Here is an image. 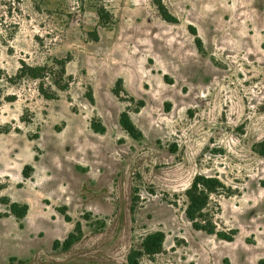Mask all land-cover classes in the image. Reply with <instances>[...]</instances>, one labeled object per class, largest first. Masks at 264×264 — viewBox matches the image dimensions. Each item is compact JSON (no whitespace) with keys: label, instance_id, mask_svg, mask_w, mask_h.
<instances>
[{"label":"rangeland","instance_id":"1","mask_svg":"<svg viewBox=\"0 0 264 264\" xmlns=\"http://www.w3.org/2000/svg\"><path fill=\"white\" fill-rule=\"evenodd\" d=\"M158 1L177 24L161 19ZM98 8L108 23L99 22ZM68 55L69 100L44 99L29 80L8 82L19 60L44 65ZM119 78L144 101L130 113L139 141L118 124L127 106L111 93ZM88 86L94 105L84 97ZM93 117L104 135L89 129ZM261 143L264 0H0V199L29 207L20 228L0 202V264H126L129 250L156 231L165 235L163 250L140 264H257L264 258ZM197 174L232 192L210 198L216 230L237 231L232 242L185 218L183 193ZM61 206L71 222L55 210ZM75 222L81 239L67 252L53 250Z\"/></svg>","mask_w":264,"mask_h":264},{"label":"trees","instance_id":"2","mask_svg":"<svg viewBox=\"0 0 264 264\" xmlns=\"http://www.w3.org/2000/svg\"><path fill=\"white\" fill-rule=\"evenodd\" d=\"M156 7L161 19L170 24H177L178 20L172 16L166 7L159 1L156 2ZM99 22L108 23L110 15L104 8H98L96 11ZM190 34L194 37L195 45L197 49H201V40L197 37L196 29L193 26H188ZM93 41L98 40L97 32L89 33ZM71 61V56L68 55L64 58H52L50 64L44 65H31L24 60H19V68L14 76L8 78L10 84H19L25 80H29L35 83L37 93L46 100H57L60 94H66L67 99L70 97L67 95L68 91L73 84L74 78L71 74H67L66 66ZM164 80L167 83H172L167 76H164ZM111 93L121 102L127 104L123 111L118 116V124L124 133L134 141H139L143 138L142 132L133 123L130 113H138L139 110L144 107V101L136 100L133 96H130L123 86L122 79H117L111 88ZM86 100L94 105L95 100L93 91L88 86V91L85 96ZM169 107V104L166 105ZM165 106V107H166ZM89 129L98 135H104L106 127L102 121L98 118H91L88 122ZM257 153L264 157V143H261L255 147ZM171 153H175L176 146L171 145ZM33 172V167L26 165L22 169V176L25 179L30 178ZM136 188H133V192L136 194ZM232 192L217 178L208 177L202 174H197L193 177L190 186L184 191L183 197V213L185 218L190 222L191 227L196 231H201L209 235H214L218 239L232 242L236 235V230H230L228 232L216 230L214 224V212L210 208V198L212 195L226 194L230 195ZM163 199H167L168 194L163 193ZM178 199L177 196H174ZM138 196L132 198V210L135 211L136 202ZM0 202L7 206L8 214L11 215L22 228L21 221L26 217L29 207L27 204H20L12 202L9 198L4 197L0 199ZM176 206V202L171 203ZM55 210L63 217L65 222H71V217L68 215V209L66 206L55 208ZM1 216V214H0ZM82 237V225L80 222H75L71 232L67 234L63 241L54 240L52 243L53 250H61L67 252L71 247L77 243ZM165 235L161 231H156L147 234L140 244L138 249L131 248L126 256V264H140L141 260L146 257L152 259L154 256L160 254L163 250V244ZM257 264H264V258L259 259Z\"/></svg>","mask_w":264,"mask_h":264}]
</instances>
